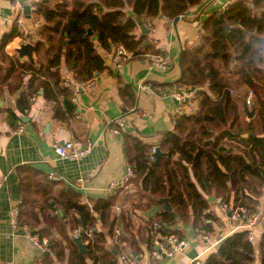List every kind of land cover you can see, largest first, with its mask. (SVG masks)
<instances>
[{"label": "trees", "instance_id": "trees-1", "mask_svg": "<svg viewBox=\"0 0 264 264\" xmlns=\"http://www.w3.org/2000/svg\"><path fill=\"white\" fill-rule=\"evenodd\" d=\"M199 2L39 0L34 11L35 18L42 21L36 44L39 66L21 62L17 55L7 52V45L23 36L17 26L13 27L0 43V95L12 75L23 68L30 77L17 100L18 109L24 112L32 96L43 89L55 117L66 121L75 116L76 105L72 100L75 93L65 85L68 80L63 79L59 69L63 57L73 81L87 83L107 68L94 39L113 53L117 45H123L131 58L160 54V49L150 43L144 45L147 34L138 35L137 20L147 23L160 15L173 20ZM126 8H131L134 16H127ZM201 28L198 40L180 51L181 75L176 81L178 90L193 91L197 110L179 115L173 130L161 139L160 150L168 155L152 160L155 146L123 132L126 158L134 167L133 180L142 190L139 197L146 198V202L139 203L140 198L135 206L161 207L166 198L171 211L160 209L136 229L125 213L116 215L117 193L96 199L91 207L78 191L49 180L32 166L17 168L22 195L20 223L35 231L41 240L47 238V247L61 264H65L67 256L68 264H88L87 259L93 264H117L121 254L132 258V253L139 255L141 242L147 240L152 252V238L158 234L182 238L173 213L198 233H211L218 217L210 211V196L220 199L227 212L239 213V222L246 223L258 213L264 187V177L255 168L258 165L264 170V0H234L206 17ZM89 29L93 32L90 37L86 36ZM242 87L252 91L251 118L243 111L244 97L238 93ZM121 93L135 103L129 84L121 87ZM10 114L15 116L12 111ZM99 221L107 232L98 228ZM68 226L72 232L83 230L87 254H82L70 239ZM142 231L144 239L140 237ZM258 249L259 262L264 264V232ZM254 255L249 231L242 229L227 236L203 264H254ZM42 259L46 264L54 261L50 255Z\"/></svg>", "mask_w": 264, "mask_h": 264}, {"label": "crops", "instance_id": "crops-1", "mask_svg": "<svg viewBox=\"0 0 264 264\" xmlns=\"http://www.w3.org/2000/svg\"><path fill=\"white\" fill-rule=\"evenodd\" d=\"M38 1L0 0V43L3 35L11 33L13 27L17 26L23 36L14 38L6 50L10 55H17L15 50L19 44L33 43L35 64H32L36 67L39 66L36 44L42 23L34 15ZM225 1L227 0H200L180 16L175 26L173 20L163 15L143 23L150 29L147 44L150 43L169 57V66L165 69L151 67L146 57L130 58L117 68L113 62V51L105 50L94 39L96 49L104 57L107 68L94 80L79 83L73 81L63 57L59 68L62 77L72 82L77 89L72 99L76 105V114L66 121L55 117L53 105L44 97L43 89L32 96L29 107L21 112L17 100L27 87L30 74L19 68L12 75L0 95V176L4 177L0 187V264H46L43 262V255L53 257L51 264H61L47 245L42 248L32 243L30 229L14 228L11 224L12 209L19 206L22 200L17 176V168L20 166L30 165L47 177L50 173L62 175V185L78 191L83 201L91 207L96 199L117 193L116 215L125 213L136 229L144 225L146 218L154 217L162 209V206L150 209L135 206L140 198L142 201L139 203L146 202V198L139 197L142 190L133 180L134 167L128 164L125 154V133L116 131V120L122 119L126 131L145 143L160 146L161 139L173 130L175 120L180 115V105L173 96L178 91L176 81L181 75L180 51L183 46L198 40L202 32V21L222 9L221 4ZM25 5L31 6L30 14L25 13ZM125 12L127 16H134L131 8H126ZM137 33L141 35L140 28ZM20 61L30 62L27 57ZM124 84L131 86L136 97L135 103H131L130 96L121 93ZM181 106L184 113L197 110V102L192 97L186 99ZM56 141H74L79 146L92 142L93 149L80 160H69L58 155L54 147ZM129 171L133 173L132 182L129 183V179L121 184ZM80 179L85 181L83 186L78 184ZM112 182H120V185L110 193L108 188ZM262 190L256 220L250 229L247 222H239L231 217V213L228 217L220 199L210 196V211L218 217L211 233H198L190 223L176 220V228L182 232V238L173 234L163 236L172 235L184 240L185 245L179 252L155 261L148 249L147 240L141 242L139 255H131L139 264H193L195 259L204 263L206 257L215 252L227 236L247 229L252 231L254 239V264H260L258 241L264 232V187ZM211 197L214 198L212 201ZM98 228L106 231L100 221ZM73 233L77 235L79 231ZM57 237L62 238L59 234ZM140 237L144 239L143 231ZM44 239L48 242L47 238ZM67 259L65 264H68ZM87 263L93 264L90 259H87Z\"/></svg>", "mask_w": 264, "mask_h": 264}, {"label": "built area", "instance_id": "built-area-1", "mask_svg": "<svg viewBox=\"0 0 264 264\" xmlns=\"http://www.w3.org/2000/svg\"><path fill=\"white\" fill-rule=\"evenodd\" d=\"M234 0H227L225 2H223L221 4L222 9H225L229 4H231ZM131 53L123 46V45H117L115 48V51L113 53V62L115 63L117 68H120L124 62H126L127 60H129L131 58ZM146 59L149 63V65L151 67L154 68H158V69H165L169 66V57L164 54L163 52L160 54H155V53H149L146 56ZM65 85L70 87L73 92L76 94L77 93V89L76 87H74L73 85L70 84L69 81L65 82ZM89 86H91V84H89ZM175 100L178 102V104L180 105L178 107V113L180 115L184 114V111L182 110L183 107L181 106V104L188 98H191L193 96V91L192 90H187V89H180L178 91H176L173 94ZM244 103L249 106L252 105V91H248L247 94H245V97L243 98ZM116 124L118 125V128L116 129L117 132H125L126 131V126L125 123L123 122L122 119H117L116 120ZM54 147L56 152L58 153V155L62 158L65 159H69V160H80L84 157H86L87 155H89L93 149V143L92 142H88L87 144L83 145V146H79L77 145L74 141H66L64 143H60L59 141H56L54 143ZM155 151V149H154ZM151 159L152 155H151ZM131 177H133V173L132 171H129L127 178H125L124 180L121 181V184H125L126 181H128ZM49 178L51 180H55V181H61L64 177L62 175H58L56 173H50L49 174ZM4 181V177L0 176V187L2 186ZM85 181L80 179L79 183L80 185H84ZM120 182H112L108 188L110 193H113V191L115 189H117V187H119ZM224 210H226V206L224 205L222 207ZM12 217H11V224L14 228H18V227H22L24 229H29L26 226H22L20 223V219H19V214H20V210H19V206L14 207L12 209ZM231 217L234 219H239V213H237L236 211L231 214ZM256 220V215L251 217L248 221H247V225L249 227V229L251 228V226L253 225V223ZM155 227H159V225L157 223L154 224ZM249 231V241H253V235H252V231ZM91 232V231H90ZM206 237V236H204ZM31 241L35 246L38 247H42L44 248L47 245V241L46 239L41 240L39 238L38 235H30ZM185 245L184 240L182 239H178L172 235H168V236H160V235H156L154 238V247L152 250V257L155 261H159L161 260L163 257H171L173 256L175 253L179 252L183 246ZM116 263L119 264H139L138 261L136 260V258H132L127 254H121L117 257L116 259ZM193 264H203V261L200 259H195L193 261Z\"/></svg>", "mask_w": 264, "mask_h": 264}, {"label": "water", "instance_id": "water-1", "mask_svg": "<svg viewBox=\"0 0 264 264\" xmlns=\"http://www.w3.org/2000/svg\"><path fill=\"white\" fill-rule=\"evenodd\" d=\"M24 8H25V13L30 14L31 6L30 5H25ZM161 16L162 15H160V17ZM28 17H29V15H28ZM218 17H219V19L221 21H223V23H225L224 20H223V14L222 13H219ZM179 18H180V16H177V17H175L173 19L172 22H173L174 26L176 25V23L179 20ZM137 22H138V26H139V28L141 30V34H148L150 32V29L147 28L143 24V22L141 20L138 19ZM228 29H229V27L226 26V30H228ZM8 35H9V33H5L3 35L2 39H1V43H3L6 40ZM92 35H93V32H92L91 29H89V31H88L86 36L90 37ZM146 44H147V42L144 43V45H146ZM15 51H16L18 57L22 61L27 57L31 63L35 64V58L33 56V53L35 51V45L33 43H21V44H19V46L16 48ZM40 93H42V90L40 91ZM243 111L247 115L248 118H251L253 116V114H254V107L252 106L251 109H248L247 105L245 103H243ZM159 155L167 156L168 153L167 152H162L160 150V146H157V147H155V151L152 154V158L154 160H156ZM255 168L259 169L261 171V173H262V176L264 177V170L261 169L258 165H256ZM213 199H214L213 197L210 198L211 201ZM162 201H163L162 209L166 210V211H171L172 208H171L169 202L167 201V199L164 198V199H162ZM173 215L176 217V220L178 221L179 219H178L176 213H173ZM227 216L228 217L230 216V212L227 213ZM67 230H68V234L71 237V239L77 244V246L79 248V251L82 254H87L88 253L87 244L85 242H83V239H82L83 230L81 229L77 235L75 233L71 232L69 227L67 228ZM35 234H36V232L32 231L31 235H35ZM47 253H49V251ZM133 255L136 256V253H133Z\"/></svg>", "mask_w": 264, "mask_h": 264}, {"label": "rangeland", "instance_id": "rangeland-1", "mask_svg": "<svg viewBox=\"0 0 264 264\" xmlns=\"http://www.w3.org/2000/svg\"><path fill=\"white\" fill-rule=\"evenodd\" d=\"M245 91H246V89H245L244 87L240 88V90L238 91V93H240V95L242 96V98L245 97V94L248 93L247 91H246L247 93H246ZM241 96H240V97H241ZM247 107H248V109H251V108H252L251 105H249V106H247ZM247 118H248V117H247ZM132 178H133V177H131L130 179H132ZM129 183H131V180L129 181Z\"/></svg>", "mask_w": 264, "mask_h": 264}]
</instances>
